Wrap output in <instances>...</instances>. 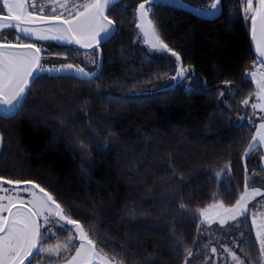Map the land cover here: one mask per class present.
<instances>
[{
	"label": "trees",
	"instance_id": "trees-1",
	"mask_svg": "<svg viewBox=\"0 0 264 264\" xmlns=\"http://www.w3.org/2000/svg\"><path fill=\"white\" fill-rule=\"evenodd\" d=\"M133 3L108 8L114 32L100 45L91 80L36 76L18 111L0 115V177L43 187L121 264H185L189 250L190 264H205V241L215 229L201 213L217 203L234 206L245 176L248 187L261 180L264 188L261 150L245 156L254 137L247 110L258 97L249 75L260 68L247 5L220 0L219 13L208 18L153 4L159 38L193 75L190 88L147 95L165 84L170 69L137 47ZM44 53L69 50L55 45ZM236 231L246 262L263 264L248 215L238 218Z\"/></svg>",
	"mask_w": 264,
	"mask_h": 264
},
{
	"label": "snow or ice",
	"instance_id": "snow-or-ice-1",
	"mask_svg": "<svg viewBox=\"0 0 264 264\" xmlns=\"http://www.w3.org/2000/svg\"><path fill=\"white\" fill-rule=\"evenodd\" d=\"M116 0H89V2L77 5L83 11H77L74 18L63 19L62 13L49 16L44 13L41 8L42 15L36 16L34 12H29L27 8V0H0V37L10 35V32H4L5 29H14L16 33L17 43H11L7 40L0 42V113L5 118H9L18 111L22 106L21 101L29 90L30 78L37 74V71H44L40 64L42 59L41 49L32 43H19L23 37H29L36 40H54L58 42L73 43L75 42L81 48H90L95 44L110 38L114 29L113 21L105 15L106 9L114 4ZM145 3H152V0H145ZM145 3H140L137 9L140 23L136 27L143 32L146 42L150 43L153 48H167V45L160 42L159 37L154 30L153 22L148 19L151 9L145 8ZM220 0H215L211 7L219 11L218 4ZM243 3V0H241ZM247 0L245 8V20H251V38L255 41L256 51L258 53L257 63L264 64V0ZM33 7L35 5L33 4ZM57 7L66 8V3H53L52 12H56ZM6 12L7 15H3ZM39 20L40 23H47L46 28L36 29L28 27ZM107 20V23L105 21ZM66 25V27H62ZM22 49V50H20ZM177 61L180 57L173 52ZM92 63H97L92 60ZM73 65L66 66L71 69ZM97 67L99 64L97 63ZM61 69H50L49 71H63ZM186 69L180 67L177 69V76L183 77ZM76 73L81 79L91 80L96 73L85 71L82 67L76 68ZM253 79L256 73H252ZM175 79V77H173ZM258 89V97L262 101L261 104H253V109L259 107L264 111V71L260 73L259 80L256 81ZM223 95V93H221ZM248 103L247 100L244 101ZM254 141H259L264 145V123H262L256 131ZM254 149L253 144H249V151L245 156L249 155ZM227 167V166H226ZM248 177L245 176V191L247 195H260V189L253 187L248 193ZM21 183L31 184V189H9L4 188L5 184ZM39 188L40 196L35 189ZM0 191H26L29 192L32 199L28 201L29 207L23 210L24 201L13 197L0 196V213L8 212V216L0 215V264H32L33 259H37L40 253L47 252L49 255H59L61 248L70 252L75 248V255L70 259L67 256L61 257L66 264H121L115 257H109L106 252L99 249L96 243L90 238V231L85 230L84 224L71 218L67 210L57 202L53 195L46 191L43 187L32 181H14L0 177ZM7 200V204L2 203ZM16 211L11 209L16 205ZM54 205V206H53ZM181 207H185L183 204ZM231 211V210H230ZM245 196H241L236 201V208L232 212L230 218L235 220L237 216H244L246 213ZM205 213H201L204 215ZM42 220L43 224L38 221ZM63 222V223H61ZM225 223L221 220V224ZM255 224V220L253 221ZM67 225H74V228H68ZM43 228V231L41 230ZM55 229V231H53ZM67 233L66 241L63 245H57L55 249L44 247V243L54 237H58ZM91 235H96L91 232ZM81 242L79 246L75 244V240ZM257 240L260 242V254L264 256V224L260 225L257 231ZM216 250L213 249V252ZM232 255V259L237 264H244L237 256L231 253L229 249H225ZM123 256L126 253H117ZM192 253L189 250L188 256L185 258V264H189V257ZM48 264H59V261H48ZM259 264V261L256 262Z\"/></svg>",
	"mask_w": 264,
	"mask_h": 264
},
{
	"label": "rangeland",
	"instance_id": "rangeland-1",
	"mask_svg": "<svg viewBox=\"0 0 264 264\" xmlns=\"http://www.w3.org/2000/svg\"><path fill=\"white\" fill-rule=\"evenodd\" d=\"M43 1V2H41ZM124 0H116L115 3L123 2ZM66 3V8H59L57 7L56 12H52L53 3ZM89 2V0H27V8L29 12H34L36 16L42 15L41 8H44V13H47L49 16L51 15H58L62 13L63 19H70L74 18L77 11H83L82 8H77V5L83 4ZM135 3L132 4L133 6V20L131 26L136 32V45L142 51L143 53L158 57L166 62L170 69V73L165 78V84L156 91H148L143 94H152L153 92L158 91H165L170 88H174L177 86H182L184 88H190L191 87V78L193 75L192 68L188 65H184L181 61H177L176 56L172 55L173 52H175L177 55L178 53L171 48L167 46L166 49L156 47L153 48L150 43L146 42L145 36L140 28L136 27L138 23H140L139 15L137 12V9L139 8L140 3H145V0H134ZM215 2V0H152V3H145L146 9H151L153 4L161 3V4H167L171 6H176L184 9H188L193 13H196L201 16H205L208 18L215 17L219 11L214 10L211 5ZM114 3V4H115ZM245 3L247 5V0H245ZM33 4L35 7H33ZM113 5V4H112ZM111 6V5H110ZM109 6V7H110ZM2 7V5H0ZM218 9L220 10V3L218 4ZM108 9H106L105 14ZM3 15H7L6 12L3 13ZM148 19H150V12ZM34 23H40L39 20H36ZM105 23H107L105 21ZM31 28L41 29L46 28L49 25L43 24V25H27ZM62 27H66L65 25H62ZM155 30V28H154ZM4 32H10V35H7L5 37H0V42H3L4 40H7L11 43H17L16 36L21 35L19 33H16L14 29H5ZM156 31V30H155ZM157 33V32H156ZM158 35V34H157ZM159 37V36H158ZM32 40V44H35L37 47L41 49V61L40 64L43 66L44 71H37L36 76H42V75H73L76 77H79L76 73L77 67H82L85 69V71L96 73L99 70V67L101 65V49L100 46L94 47L92 49L89 48H81L80 46H75L73 43H65V42H58L54 40H36L31 39L29 37H23ZM160 42L165 44L160 38ZM55 45H62L67 47L69 50V54L66 56H59L56 54H46L44 52H49L52 50V47ZM166 45V44H165ZM22 50V49H20ZM179 56V55H178ZM180 57V56H179ZM92 60H96L99 64V67H97V63H92ZM73 65L71 69H67V65ZM64 68L63 71H49L50 69H61ZM184 68L186 69L183 77L177 76V69L178 68ZM262 69H258L255 72L256 77L253 79L252 73L249 75V77L254 81V84L256 86V81L258 79V75L260 76V73L262 72ZM175 77V79H173ZM80 78V77H79ZM256 90L258 93V89L256 86ZM258 96V94H257ZM256 109H253L252 104L247 110L248 113V119L251 118L250 123L253 124L255 127V123L257 122L255 119L257 118V115L255 114ZM2 114V113H0ZM253 144V141H252ZM0 147H1V138H0ZM255 148V147H254ZM249 151V149H248ZM264 168V166H263ZM261 181V180H260ZM260 181H257V185H259L260 189ZM256 185V184H255ZM256 185V186H257ZM264 186V181H263ZM31 184H25L21 183L19 185L16 184H5L4 188L9 189H31ZM252 188L248 187V193H250ZM35 191L40 195L43 196L42 192H39V188L35 189ZM260 195L251 196L247 195L246 191L244 190L242 196H245V202H246V213L245 215H248L250 217V222L252 224V228L254 231L255 238L257 240V231L260 225L264 224V188L260 189ZM11 195L13 197H17L18 199H22L24 201L23 210H27L29 207L28 201L32 199L29 192L26 191H11V192H2L0 191V196H8ZM2 203L7 204V200H3ZM236 205V204H235ZM234 205V206H235ZM54 206V205H53ZM224 207L222 204L217 203L213 205L212 207L206 209L204 212V215H201L202 223L205 226L211 227L212 229H215L214 235L207 239L205 241V246L209 249V256H207V262L205 264H237V261L232 259V255L229 254V252H226L225 249H229L232 254L237 256L241 261L244 262V264H248L246 260L243 258L242 254L239 251V243L235 240V238H238L237 235V221L239 217L237 216L235 220L231 219L230 216L232 212L235 210L236 206L234 207ZM16 207H19L17 204L15 207L11 209L12 212L16 211ZM231 210V211H230ZM0 215L8 216V212L0 213ZM244 215V216H245ZM221 220H224L225 223L222 225ZM255 220V224L253 221ZM39 223L43 224V221H38ZM63 223V222H61ZM68 228H74V225H67ZM43 231V228L41 229ZM55 231V229L53 230ZM67 233L62 234L60 237H54V242H48L44 243V247L46 249L52 248L55 249L57 245H63L67 238ZM80 240L77 238L75 240V244L79 246ZM259 249H260V242L257 240ZM213 249L216 251L213 252ZM72 255H75V248H73V251L71 253L65 251L63 248H61L59 255H49L47 252L40 253L37 259L32 260V264H48V261H59V264H66V261L61 259L63 256H67L68 259L71 258ZM208 255V253H207ZM193 257H189V264ZM262 263L264 264V256H261ZM27 264V262H26Z\"/></svg>",
	"mask_w": 264,
	"mask_h": 264
},
{
	"label": "water",
	"instance_id": "water-1",
	"mask_svg": "<svg viewBox=\"0 0 264 264\" xmlns=\"http://www.w3.org/2000/svg\"><path fill=\"white\" fill-rule=\"evenodd\" d=\"M253 6L255 7V0H254V4H253ZM106 22H107V20H106ZM43 24H47V23H32V24H30V25H43ZM66 26V25H65ZM112 28L114 29V26L112 25ZM114 32V31H113ZM113 34V33H112ZM112 34H111V36H112ZM251 20L249 19V41H250V46H251V49H252V52H253V54H254V56H255V58H256V60H257V58H258V53H257V51H256V44H255V41H253L252 40V38H251ZM110 36V37H111ZM109 39V38H108ZM108 39H106V40H108ZM105 40V41H106ZM105 41H102V42H100L99 44H95L93 47H90L89 49H92V48H94V47H98V46H100V45H102ZM73 44L75 45V46H79L78 44H76L75 42H73ZM259 59L260 60H264V57H259ZM263 67H264V64H261ZM36 77V75L34 76V77H32V78H30V82H29V86L31 85V83H32V81H33V79ZM21 103H22V101H21ZM1 116H3L2 114H0Z\"/></svg>",
	"mask_w": 264,
	"mask_h": 264
},
{
	"label": "crops",
	"instance_id": "crops-1",
	"mask_svg": "<svg viewBox=\"0 0 264 264\" xmlns=\"http://www.w3.org/2000/svg\"><path fill=\"white\" fill-rule=\"evenodd\" d=\"M259 78H260V76L258 75V79H257V80H259ZM261 103H262V101L259 99V97H257V101H256L255 104H256V105H259V104H261ZM254 112H255V114H256V112H257L258 115H259V114L264 115V111H262L259 107H257L256 110H255ZM262 123H264V120H261V121L255 123V127H254V136H256V131H257V129L259 128V126H260ZM253 145H254V147H258V148L261 150V152H262V154H263V157H264V145L260 144L258 140H257V141H254V140H253ZM263 159H264V158H263ZM262 165L264 166V160H263V164H262ZM243 195H244V194H243ZM235 206H236V205H235ZM235 206H234V207H235Z\"/></svg>",
	"mask_w": 264,
	"mask_h": 264
}]
</instances>
